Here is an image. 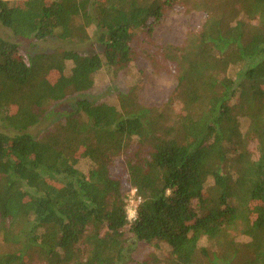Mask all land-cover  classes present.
Masks as SVG:
<instances>
[{"label":"trees","instance_id":"trees-1","mask_svg":"<svg viewBox=\"0 0 264 264\" xmlns=\"http://www.w3.org/2000/svg\"><path fill=\"white\" fill-rule=\"evenodd\" d=\"M174 1L0 0L16 39L82 42L94 25L100 48L25 60L0 37V264H126L130 239L164 243L158 264H264V0H185L205 17L161 48L177 69L162 107L122 96L121 110L85 98L51 108L102 68H128L138 32ZM120 156L139 198L131 221L110 174Z\"/></svg>","mask_w":264,"mask_h":264},{"label":"rangeland","instance_id":"rangeland-1","mask_svg":"<svg viewBox=\"0 0 264 264\" xmlns=\"http://www.w3.org/2000/svg\"><path fill=\"white\" fill-rule=\"evenodd\" d=\"M186 4L185 0L169 2L163 6L162 15L159 19H149L147 24L151 32L149 35L147 32H138V40L135 46L136 55L128 68L117 72L102 68L94 76L93 85L89 90L68 96L51 108L63 112L68 110L75 100L85 98L93 104L105 103L121 110L122 96H130L136 100V103L147 108L162 107L175 89L177 69L172 62L162 57L161 48L164 45L182 46L190 33L200 29L205 17L202 11L192 9ZM95 31V26L92 25L87 30L88 39L82 42L77 39L60 40L55 38L39 42H27L16 39L10 30L0 24V37L17 43L25 60L33 54L55 49L71 50L81 55L100 53V48L95 42ZM178 109L179 104L175 103V112H178ZM0 117H2L1 113ZM56 121H58V117L55 115L42 119L28 132L34 137H39ZM248 149L254 157L257 156L255 143H251ZM81 169L86 171L87 166L83 164ZM110 174L120 180L121 193L127 205L126 212L128 215H132L137 200L127 181L124 160L121 156L112 161ZM128 218L132 220L130 217ZM126 234L130 237L129 233ZM157 244L154 246L130 239L126 264H142L143 262L158 264L156 261L161 262L162 259L167 258L169 249L164 243L157 242Z\"/></svg>","mask_w":264,"mask_h":264},{"label":"built area","instance_id":"built-area-1","mask_svg":"<svg viewBox=\"0 0 264 264\" xmlns=\"http://www.w3.org/2000/svg\"><path fill=\"white\" fill-rule=\"evenodd\" d=\"M133 192L135 193V190H133ZM138 201H139V198H137V203H138ZM127 216L130 217V218L133 220L134 217H135V208H134V210H133V214H132V215H131V214H130V215L127 214ZM128 217H127V219L129 220ZM129 221H131V220H129Z\"/></svg>","mask_w":264,"mask_h":264}]
</instances>
